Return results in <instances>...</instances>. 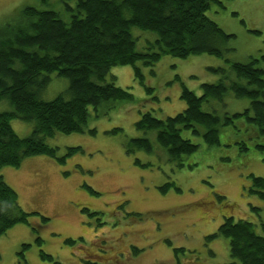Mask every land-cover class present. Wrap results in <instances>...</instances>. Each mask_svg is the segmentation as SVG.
<instances>
[{
	"label": "rangeland",
	"instance_id": "374dc122",
	"mask_svg": "<svg viewBox=\"0 0 264 264\" xmlns=\"http://www.w3.org/2000/svg\"><path fill=\"white\" fill-rule=\"evenodd\" d=\"M67 1L74 2L0 0V28L23 24L27 6L52 9L69 19ZM221 2L212 4L206 14L233 34L218 44L224 49L223 56L164 54L152 67L140 64L153 93L135 77L133 65L112 67L108 80L115 76L113 81L129 89L134 98L117 101L104 109L107 113L90 118L88 128H96L95 134L56 132L46 138L49 145L59 147V156L67 154L68 147L80 149L65 162L36 154L19 166L0 168L5 181L17 191L20 206L30 214V224H17L0 236V264H20L24 243L30 244L24 252L30 264H86L87 260L97 264H238L230 255L228 237L207 236L217 232L227 214L235 220L252 221L255 230L262 232L264 199L249 191L250 174L264 176V151L255 149L256 139H249L245 130L228 126L220 130V144L209 145L202 135L184 130L183 136L199 147L184 155V165L179 167L157 144L155 130H139L135 124L147 110L158 118L181 112L186 107L181 98L184 87L200 95L202 83L218 80L210 67H227L230 61L244 63L264 54V0ZM132 33L138 36V49H143L147 39L157 37L138 27H133ZM50 76L41 92L44 100L69 88L68 78L56 73ZM225 102L226 106L215 100L206 102L204 109L235 113L250 105L249 98L231 93ZM11 109L9 102H0V110ZM11 125L26 137L34 122L13 118ZM115 127L122 130L109 132ZM137 136L149 137L153 152L137 149L128 153L126 142ZM240 140L249 144V150L240 151L236 143ZM171 181L174 183L163 191L162 185ZM43 216L49 220L44 221ZM67 238L75 242L67 243ZM133 246L140 251L133 252ZM41 251L54 259L43 258Z\"/></svg>",
	"mask_w": 264,
	"mask_h": 264
},
{
	"label": "trees",
	"instance_id": "16d2710c",
	"mask_svg": "<svg viewBox=\"0 0 264 264\" xmlns=\"http://www.w3.org/2000/svg\"><path fill=\"white\" fill-rule=\"evenodd\" d=\"M215 3L222 2L74 0L66 2L69 19L52 9L25 7L23 24L18 22L0 28V102L7 101L13 107L0 110V168L19 166L27 157L36 154L50 155L65 162L67 156L80 149L68 147L67 154L59 156V147L49 145L46 138L56 132L95 134L96 128H88L90 118L100 116L117 101L134 98L129 89L113 81L115 76L108 80L112 67L133 65L135 77L148 93H153V87L145 83L140 64L152 67L164 54L187 57L206 52L223 56L224 49L218 44L233 34H228L206 14ZM133 27L151 31L157 37L147 39L143 49H138V36L132 33ZM261 62H264V54L244 63L230 61L227 67H210L219 75L218 80L202 83L200 95L184 87L181 98L186 107L181 112L158 118L147 110L136 121V128L155 130L157 144L179 167L184 165L182 157L199 147L183 136L184 130L202 135L209 145H217L221 128L232 126L236 131L245 130L249 139H256L255 149L264 151V142L260 141L264 139V67ZM53 73L68 78L69 88L53 99L44 100L41 92L50 83ZM228 93L237 98H249L250 105L235 113L220 114L214 108L212 111L204 109V103L214 100L226 106ZM13 118L34 122L32 133L26 137L17 134L11 125ZM121 130L115 127L109 132ZM236 143L240 151L250 148L245 140ZM137 149L153 152L154 145L147 136L130 138L126 151L132 153ZM250 176V193L264 199V176L253 173ZM173 183L166 182L161 189L165 191ZM252 208L259 210L256 206ZM29 216L20 206L17 191L0 174V236L17 224H30ZM42 219L49 220L44 216ZM260 224L261 233L255 230L252 221L235 220L233 215L227 214L217 232L207 237H228L230 255L238 264H264V220ZM38 240L42 241L40 237ZM66 242L74 243L75 240L67 238ZM29 245L24 243L19 252L23 257L20 264H30L24 258ZM132 248L133 252L140 251L136 246ZM41 256L54 259L44 251ZM86 264L97 263L87 260Z\"/></svg>",
	"mask_w": 264,
	"mask_h": 264
}]
</instances>
